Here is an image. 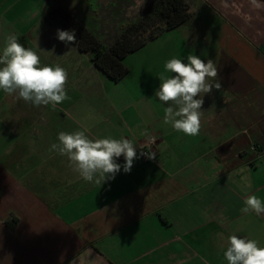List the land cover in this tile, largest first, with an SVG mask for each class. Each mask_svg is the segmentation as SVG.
I'll return each mask as SVG.
<instances>
[{
	"label": "crops",
	"instance_id": "crops-1",
	"mask_svg": "<svg viewBox=\"0 0 264 264\" xmlns=\"http://www.w3.org/2000/svg\"><path fill=\"white\" fill-rule=\"evenodd\" d=\"M186 1L188 19L128 54L112 83L44 13L62 5L100 33L124 0H0V53L24 37L42 66L67 70L69 97L53 109L0 90V264H227L231 235L264 247V214L242 211L248 195L264 201V0ZM189 54L213 59L222 84L203 97L194 137L163 123L155 96L165 62ZM85 130L136 147L153 135L155 158L86 182L50 150L59 132Z\"/></svg>",
	"mask_w": 264,
	"mask_h": 264
},
{
	"label": "clouds",
	"instance_id": "clouds-1",
	"mask_svg": "<svg viewBox=\"0 0 264 264\" xmlns=\"http://www.w3.org/2000/svg\"><path fill=\"white\" fill-rule=\"evenodd\" d=\"M256 4V0H252ZM57 38L65 43H75V31L57 29ZM164 72L157 77L160 80L155 96L167 104L164 108V124H170L177 132L186 136H198L201 131L203 97L213 89L220 90L219 69L213 59H201L189 54L187 62L171 58L164 64ZM172 75H168V74ZM214 81V82H213ZM68 82L67 70L60 66L41 65L37 51L24 47L16 34L5 39L0 53V90L16 99L31 103L34 107L48 106L54 109L69 97L66 91ZM141 135H147L146 132ZM58 143L51 144L50 150L66 156L69 166L84 181L102 185L113 179L120 172L128 173L137 159V147L130 139L112 137L92 139L85 131L72 133L61 131L57 136ZM149 159L155 153L141 152ZM124 157V164L117 163ZM241 172L245 170L240 169ZM245 187H252L248 176H243ZM244 213L254 212L257 216L264 214V201L256 195H248L244 200ZM227 249L223 255L227 264H264V247L247 237L231 235L227 238Z\"/></svg>",
	"mask_w": 264,
	"mask_h": 264
},
{
	"label": "trees",
	"instance_id": "trees-1",
	"mask_svg": "<svg viewBox=\"0 0 264 264\" xmlns=\"http://www.w3.org/2000/svg\"><path fill=\"white\" fill-rule=\"evenodd\" d=\"M189 6L186 0H154L131 21L118 25L115 37L106 42L94 29L82 24L68 9L56 4L44 13L45 21L64 31H75L79 51L88 53L94 66L112 83L120 81L127 73L124 58L143 47L166 31H169L188 17ZM26 47L24 37H18Z\"/></svg>",
	"mask_w": 264,
	"mask_h": 264
},
{
	"label": "rangeland",
	"instance_id": "rangeland-1",
	"mask_svg": "<svg viewBox=\"0 0 264 264\" xmlns=\"http://www.w3.org/2000/svg\"><path fill=\"white\" fill-rule=\"evenodd\" d=\"M152 1L154 0H124L123 9L119 10V13L122 14H120L118 20L117 18L113 19L114 14L111 13L114 11L111 10L108 11L109 13L107 12L108 16H103V18L100 19V25H101L100 29L102 32H100L99 34H101L104 37V40L106 42L108 43L111 42L115 37V34L118 29V25L124 21L134 20L141 13V11ZM88 3L90 4V6L93 7L96 4L95 0H89ZM90 19L94 20L93 18H88L87 21H89ZM106 22L107 25L105 24Z\"/></svg>",
	"mask_w": 264,
	"mask_h": 264
},
{
	"label": "built area",
	"instance_id": "built-area-1",
	"mask_svg": "<svg viewBox=\"0 0 264 264\" xmlns=\"http://www.w3.org/2000/svg\"><path fill=\"white\" fill-rule=\"evenodd\" d=\"M157 138L155 136H149L146 141L137 146V155L143 159H149L146 155H141V152L152 153L155 152V145Z\"/></svg>",
	"mask_w": 264,
	"mask_h": 264
}]
</instances>
